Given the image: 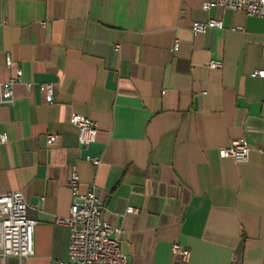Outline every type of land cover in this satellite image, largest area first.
I'll list each match as a JSON object with an SVG mask.
<instances>
[{
	"label": "crops",
	"instance_id": "0c3cea01",
	"mask_svg": "<svg viewBox=\"0 0 264 264\" xmlns=\"http://www.w3.org/2000/svg\"><path fill=\"white\" fill-rule=\"evenodd\" d=\"M202 1L0 0V82L21 70L0 106V192L21 191L37 221L33 253L3 264L67 258L73 167L130 264H264V18ZM209 18L223 27L192 30ZM235 139L246 161L219 155Z\"/></svg>",
	"mask_w": 264,
	"mask_h": 264
},
{
	"label": "built area",
	"instance_id": "2783aa9c",
	"mask_svg": "<svg viewBox=\"0 0 264 264\" xmlns=\"http://www.w3.org/2000/svg\"><path fill=\"white\" fill-rule=\"evenodd\" d=\"M213 5L231 8L264 18V0H203L202 8L208 10ZM221 28L223 22L217 18L206 21H193L191 28L195 33L205 32L209 28ZM7 56V63L11 65ZM208 65L213 68L222 66L220 59H211ZM256 74L264 77V69ZM21 80V70L17 69L14 76L0 82V106L11 103L13 100L12 86ZM40 89L44 90L49 101L52 100L53 88L51 83H43ZM264 100V96H263ZM70 121L77 129L78 141L87 145L96 139L97 126L89 117L73 113ZM6 140L5 134H0V141ZM54 135H47V142L51 143ZM221 157H231L235 161H246L250 147L245 139L232 140L228 145L218 148ZM94 166H98L101 158L88 156ZM80 176L73 167L68 171L66 185L71 191L72 201L69 215L58 219L69 228V242L67 258L57 264H130L127 254L122 251L117 231L108 221L103 219L104 204L96 195L93 188L81 192L79 189ZM28 203L21 191L0 192V261L3 264L6 256H15L20 261L33 253V232L36 219L27 215ZM128 212H135L133 207H127ZM172 252L179 253L187 261L189 249L178 242L171 245Z\"/></svg>",
	"mask_w": 264,
	"mask_h": 264
}]
</instances>
